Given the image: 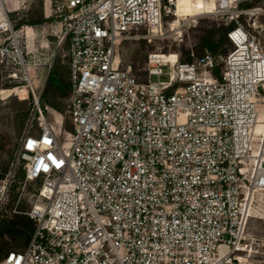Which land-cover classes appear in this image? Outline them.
Returning a JSON list of instances; mask_svg holds the SVG:
<instances>
[{"label": "built area", "instance_id": "1", "mask_svg": "<svg viewBox=\"0 0 264 264\" xmlns=\"http://www.w3.org/2000/svg\"><path fill=\"white\" fill-rule=\"evenodd\" d=\"M252 1L206 0L201 14L232 26L228 52L174 63L150 53L141 81L116 61L119 46L139 28L162 34L177 0H49L45 15L69 40L66 132L44 115L45 82L33 87L56 53L44 61L50 45L31 46L37 28L18 27L12 0H0V77L31 88L40 120L13 168L42 180L30 242L0 264H246L253 197L264 194V10ZM9 191L7 179L0 220Z\"/></svg>", "mask_w": 264, "mask_h": 264}, {"label": "rangeland", "instance_id": "2", "mask_svg": "<svg viewBox=\"0 0 264 264\" xmlns=\"http://www.w3.org/2000/svg\"><path fill=\"white\" fill-rule=\"evenodd\" d=\"M189 1L192 5L196 2V0ZM11 3L13 4H10V8L17 10L11 15L14 23L18 27L32 25L40 31V35L37 34L36 39L37 47L40 43L50 45L49 48L40 49L45 54L44 61L47 62V59L51 58L50 55L53 52L56 53L51 69L45 65L32 71L33 87L40 90L44 82L46 85L52 70H56L58 78L70 84L69 40L66 38L59 43V39L62 37L61 24L53 17H46L45 0H12ZM249 5L258 6L264 10V0H253ZM182 7L183 9L186 7L184 2ZM185 15L183 13L182 17ZM46 19L48 21L43 24H35L37 21ZM177 19L174 15L166 17L162 34H156L143 28L133 30L129 37L121 42L117 60L121 59L124 66L131 65L139 73L140 80L145 81L146 71L144 69H146L150 53L176 54L181 62H189L187 58L190 55L193 61L202 56V40L208 31L226 26L221 18L199 14L181 20L179 26L173 30L172 24ZM261 22L263 23L259 31L261 36H264V18ZM255 24L258 25L257 22ZM48 52L51 54H46ZM22 87L26 88V93L21 92ZM48 101L55 103L59 110L47 104V100L42 96L40 105L44 109L46 119L57 131L64 120V130L72 132L67 98H55L53 93H50ZM39 130V113L33 102L31 88L0 77V185L7 179L10 183V191L2 209L3 217L1 219L10 218L18 209L29 211L37 200V189L41 186L42 180L25 182L24 170L22 168L14 170L13 161L23 138L30 133L36 134ZM251 212L252 216L246 231L248 248L244 256L247 260L246 264H264V194H258L255 197ZM2 241L4 240L0 238V242ZM5 241L12 248L16 246L13 240L5 239Z\"/></svg>", "mask_w": 264, "mask_h": 264}, {"label": "trees", "instance_id": "3", "mask_svg": "<svg viewBox=\"0 0 264 264\" xmlns=\"http://www.w3.org/2000/svg\"><path fill=\"white\" fill-rule=\"evenodd\" d=\"M251 6V5H249ZM46 20L37 21L35 24H43ZM232 29L231 25L221 26L219 29H212L203 37L202 50L203 53L209 51L213 54L227 53L230 47V41L227 33ZM190 54V53H189ZM190 62L192 61L190 55L187 58ZM70 91V84L65 83L62 79L57 77L56 70H52L49 73L47 83L44 87L43 98L47 100V104L55 109L59 110V107L48 101V95L53 93L55 98L63 97L66 98ZM27 211L18 209L10 218H3L0 220V238L4 241L0 242V261H2L9 252L17 251L25 248L31 240L34 232V221L28 217ZM5 239L13 240L15 247H10L9 243Z\"/></svg>", "mask_w": 264, "mask_h": 264}, {"label": "bare ground", "instance_id": "4", "mask_svg": "<svg viewBox=\"0 0 264 264\" xmlns=\"http://www.w3.org/2000/svg\"><path fill=\"white\" fill-rule=\"evenodd\" d=\"M9 1V0H8ZM183 2L186 4L185 9H183L182 4ZM49 5V0H45V6L48 7ZM206 7V0H196V2H194V4L192 5L191 2L189 0H177V13L175 18H178L173 24H172V29L174 30L177 26H179V23L181 20H185L186 18L192 17L194 15H199L201 13H203L204 9ZM195 8H197V10H194ZM185 13V17H182V14ZM160 29H156L154 28L153 32H160ZM43 31V30H42ZM28 36H29V41H30V45L32 46L33 43H36V39H37V35H36V31L34 29H31L30 27L28 28ZM35 40V41H33ZM43 46H45L44 43H42ZM160 57L164 58L167 61H170L172 63L176 62L178 57L176 54H170V55H165V54H161L160 53ZM116 61L117 60V56H116ZM22 91L23 93H26L27 90L25 87H22ZM264 113V112H263ZM262 113V115H263ZM261 115V120L264 119V116ZM262 131H264V122H260L257 127H256V133H261ZM255 197H253V202L255 201ZM39 203V206H43L44 203L41 200L37 201ZM254 205V204H253ZM252 216V215H251ZM241 257V256H239ZM243 262H246V258L245 257H241Z\"/></svg>", "mask_w": 264, "mask_h": 264}, {"label": "crops", "instance_id": "5", "mask_svg": "<svg viewBox=\"0 0 264 264\" xmlns=\"http://www.w3.org/2000/svg\"><path fill=\"white\" fill-rule=\"evenodd\" d=\"M37 34L40 35V31H37L36 35H37ZM38 35H37V36H38Z\"/></svg>", "mask_w": 264, "mask_h": 264}]
</instances>
